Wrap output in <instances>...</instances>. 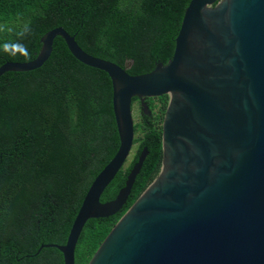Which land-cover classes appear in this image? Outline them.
<instances>
[{
	"label": "water",
	"instance_id": "water-1",
	"mask_svg": "<svg viewBox=\"0 0 264 264\" xmlns=\"http://www.w3.org/2000/svg\"><path fill=\"white\" fill-rule=\"evenodd\" d=\"M61 37L80 63L105 72L119 145L88 187L65 243L63 264L86 221L122 209L147 155L139 152L124 185L101 194L123 168L134 141L133 98L166 94L157 176L117 220L87 264H264V0H190L172 57L143 74L84 51L58 26L40 38L29 61H6L5 72L37 69Z\"/></svg>",
	"mask_w": 264,
	"mask_h": 264
},
{
	"label": "trees",
	"instance_id": "trees-1",
	"mask_svg": "<svg viewBox=\"0 0 264 264\" xmlns=\"http://www.w3.org/2000/svg\"><path fill=\"white\" fill-rule=\"evenodd\" d=\"M190 0H0V65L29 61L54 27L74 35L87 53L124 67L151 71L173 54ZM151 116L134 124L141 135L130 164L100 200L113 199L142 148L147 155L117 213L86 221L74 251L87 264L99 244L157 176L166 94L145 99ZM133 102H139L133 98ZM119 138L108 75L76 60L59 36L37 69L0 76V264H63V244L83 197L114 156Z\"/></svg>",
	"mask_w": 264,
	"mask_h": 264
},
{
	"label": "rangeland",
	"instance_id": "rangeland-1",
	"mask_svg": "<svg viewBox=\"0 0 264 264\" xmlns=\"http://www.w3.org/2000/svg\"><path fill=\"white\" fill-rule=\"evenodd\" d=\"M132 116H133V120H134L135 124L141 121V117H140L141 115H140V109H139L138 102H133V104H132ZM140 135H141L140 131H138V132L135 131V133H134L135 138L140 136ZM136 149H137V143L133 144V146L131 148V152H130L127 160L124 163V168L127 167L130 164V162L132 161L133 156L136 152Z\"/></svg>",
	"mask_w": 264,
	"mask_h": 264
},
{
	"label": "flooded vegetation",
	"instance_id": "flooded-vegetation-1",
	"mask_svg": "<svg viewBox=\"0 0 264 264\" xmlns=\"http://www.w3.org/2000/svg\"><path fill=\"white\" fill-rule=\"evenodd\" d=\"M138 104H139V102H138ZM43 248V247H42Z\"/></svg>",
	"mask_w": 264,
	"mask_h": 264
}]
</instances>
